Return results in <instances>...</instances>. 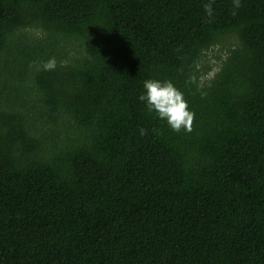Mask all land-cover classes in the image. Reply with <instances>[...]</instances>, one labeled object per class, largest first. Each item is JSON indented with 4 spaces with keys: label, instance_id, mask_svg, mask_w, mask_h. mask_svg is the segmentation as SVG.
I'll list each match as a JSON object with an SVG mask.
<instances>
[{
    "label": "trees",
    "instance_id": "1",
    "mask_svg": "<svg viewBox=\"0 0 264 264\" xmlns=\"http://www.w3.org/2000/svg\"><path fill=\"white\" fill-rule=\"evenodd\" d=\"M207 2L0 0V264H264V0Z\"/></svg>",
    "mask_w": 264,
    "mask_h": 264
},
{
    "label": "clouds",
    "instance_id": "2",
    "mask_svg": "<svg viewBox=\"0 0 264 264\" xmlns=\"http://www.w3.org/2000/svg\"><path fill=\"white\" fill-rule=\"evenodd\" d=\"M213 3L214 0H209L203 5L209 23L213 15ZM233 6L234 9L241 7V0H233ZM231 14L236 15V12L232 11ZM56 66L57 61L55 57H52L41 67L43 71H54ZM39 70L41 69L37 68V71ZM186 83H195V78L190 77ZM143 87L145 91L140 95L139 100L145 103L150 113L154 112L157 118L166 121L168 127L174 132L191 133L193 131L195 114L189 110L183 93L171 81L147 80ZM199 88L200 85H198V90ZM140 131L141 135H145V129Z\"/></svg>",
    "mask_w": 264,
    "mask_h": 264
},
{
    "label": "rangeland",
    "instance_id": "3",
    "mask_svg": "<svg viewBox=\"0 0 264 264\" xmlns=\"http://www.w3.org/2000/svg\"><path fill=\"white\" fill-rule=\"evenodd\" d=\"M227 55L226 46L219 45L213 48L207 53L202 64L200 65L201 70V82L209 84L210 80L214 77L215 73L219 70L221 62Z\"/></svg>",
    "mask_w": 264,
    "mask_h": 264
}]
</instances>
